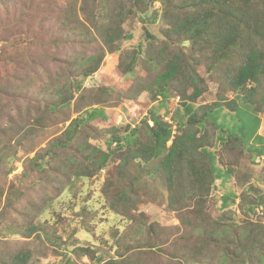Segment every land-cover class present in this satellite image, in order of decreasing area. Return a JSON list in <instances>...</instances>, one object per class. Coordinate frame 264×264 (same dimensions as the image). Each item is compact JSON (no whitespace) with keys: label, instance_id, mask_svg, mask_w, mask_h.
<instances>
[{"label":"rangeland","instance_id":"374dc122","mask_svg":"<svg viewBox=\"0 0 264 264\" xmlns=\"http://www.w3.org/2000/svg\"><path fill=\"white\" fill-rule=\"evenodd\" d=\"M251 57L258 68L236 87ZM66 98L70 106L49 107ZM91 105L106 117L79 123L53 150ZM153 112L192 131L191 146L215 153L224 177L214 181L194 149L203 187L162 158L125 168L115 140ZM258 135L264 0H0V264H264ZM136 138L147 140L142 130ZM90 144L116 152L100 168ZM79 161L91 175L74 180Z\"/></svg>","mask_w":264,"mask_h":264},{"label":"trees","instance_id":"16d2710c","mask_svg":"<svg viewBox=\"0 0 264 264\" xmlns=\"http://www.w3.org/2000/svg\"><path fill=\"white\" fill-rule=\"evenodd\" d=\"M228 0H212L213 7H217L218 4H222L224 2H227ZM215 10H207L206 11V17L207 22L213 19ZM188 21V20H187ZM189 23V21H188ZM253 58H249L247 62L241 67L240 71L238 72L235 85L236 87L240 86V84L244 83L246 80L252 78L253 74L257 70L258 66L252 67ZM170 63V62H169ZM168 63V64H169ZM168 70L161 74V82L163 85L160 87V94L163 95L164 99L166 100L169 97L168 93V84L169 81H171L175 77V68L172 65H168ZM94 71V70H93ZM259 71V70H258ZM92 72V71H91ZM91 72H87L85 76L91 74ZM81 84H77L75 90H73V93L78 92L81 90ZM59 90H57L58 92ZM71 102L69 98H66L62 101H56V102H50L49 107L52 110H57L62 107H68L70 106ZM94 105H91L92 108H85L86 110V118L83 117H76L72 120L70 125L65 129L64 133L62 134L61 139H58L54 141L52 149L54 150L55 147L58 146H64L69 145L77 136L79 132V123L82 122H88L90 120H95L100 117H103L105 115V111L98 107H93ZM246 107V106H244ZM185 113H188L192 115V106L191 105H185ZM241 110V109H240ZM240 110L238 111L240 115ZM82 111V112H84ZM194 112V111H193ZM215 114H209V115H218L221 112V109L214 110ZM156 113V114H155ZM238 113L235 114V116L238 115ZM159 113L153 112L152 116L144 121V125H138L135 128H131L129 131L130 133L126 135H120L117 136V139L115 142H120L119 146L122 151V162L124 163L123 166L125 168L129 167V161L130 158H132L134 161L141 160L143 163H147L148 161H153L157 158H162V162L165 165H170L172 162H174L177 165H180L181 172L187 169L191 170V173L194 176V181L199 185V187L204 186V178H205V172L199 171L198 165L194 164L195 161V154L192 153V150H199L200 154H204L208 156V159L210 161V171L213 173L214 181L219 178L224 177L225 171L221 172L220 164L217 162L216 154L210 151L207 147L202 146V142H199L197 144H193L191 146L190 143L194 142V136L195 134L192 131L185 130L184 125L182 123H179L175 129L174 124L166 120V118L161 117L158 115ZM216 115V116H217ZM175 114H173V117ZM257 125L255 128L256 134L258 129L260 128V118L257 117ZM150 121H153V124H150ZM201 123V122H200ZM143 131L146 135L147 140L146 141H139L136 138V134L140 131ZM226 130V127H225ZM227 131V130H226ZM251 137L253 139L254 137ZM238 138L242 143V137L239 135L235 136ZM172 141L170 145H168V142ZM255 141H259V137L256 138ZM264 141V140H261ZM189 144V145H188ZM244 144V143H243ZM188 145V146H187ZM89 148H91V152L96 151L99 153V156L96 159V164L102 168L104 167L108 161L109 158L112 157V153L116 152V148L109 147L108 151L102 150L101 148L97 146L89 145ZM257 150V149H256ZM127 151L128 153H125ZM258 152H262L261 150ZM73 163H75V159L73 157L70 158ZM188 162V163H186ZM186 164L188 165V168H186ZM39 166L45 167L46 164L39 163ZM74 172L71 175V177L74 180H77V178L86 175H91L90 173L83 172L84 169H87V167L82 166L81 162H78V166L74 168ZM174 170L169 169L167 174H173ZM213 181V183H214ZM136 184V181L133 179L128 182L129 187H134ZM227 204V201L224 202Z\"/></svg>","mask_w":264,"mask_h":264},{"label":"clouds","instance_id":"9594fccd","mask_svg":"<svg viewBox=\"0 0 264 264\" xmlns=\"http://www.w3.org/2000/svg\"><path fill=\"white\" fill-rule=\"evenodd\" d=\"M258 130H259V129H258ZM257 134H258V131H257L256 134L253 135V137H255ZM257 137H259V135H258ZM257 137H256V138H257ZM254 140H255V139H254ZM259 142H260V143L262 142V141H261V137H259ZM219 179H221V178H219Z\"/></svg>","mask_w":264,"mask_h":264}]
</instances>
